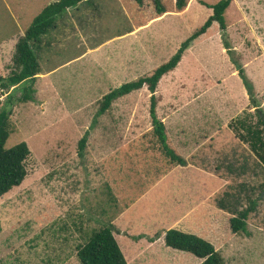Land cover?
<instances>
[{
    "label": "rangeland",
    "instance_id": "1",
    "mask_svg": "<svg viewBox=\"0 0 264 264\" xmlns=\"http://www.w3.org/2000/svg\"><path fill=\"white\" fill-rule=\"evenodd\" d=\"M56 1L0 0V77L12 69L16 42L8 39L23 35L32 19ZM218 1L188 0L178 11L175 0H162L167 13L159 18L151 0H142L141 5L135 0L82 3L61 17L55 36L48 34L43 50L36 51L42 73L55 71L50 81L35 82V89L41 87L35 100L18 101L23 85L0 88V110L10 108L12 113L5 148L25 142L30 151L24 181L0 197V264H80L77 249L93 231L114 221L118 228L121 214L131 204L127 230L149 233L139 231L138 219L141 216L144 223L152 219L161 189L155 184L168 174L175 179L192 177L193 167L200 170V179L207 180L200 188L214 193L209 200L213 206L225 191L233 195L232 206H245L247 198L258 201L247 223L249 236L231 233L232 215L219 209L215 216L194 213L188 218L194 231L185 233L212 244L223 264H264V168L228 127L231 120L255 108L224 48L227 43L232 58L244 69L264 113V0H232L225 12L226 31L213 23L158 83L157 116L170 147L190 161L184 168L170 165L157 148L146 88L118 99L96 116L105 94L165 63L212 14L202 3ZM146 23L147 29L141 30ZM130 32L152 55L143 72L124 66L130 47L134 52L138 46L134 37H126ZM104 42L110 43L99 48ZM86 133L87 144L80 153L78 142ZM145 208L151 216H142ZM168 225L153 226L157 232L151 230L150 238H160L155 247L148 250L137 244L144 253L136 262L131 259L136 251L133 237L115 231L126 262L197 264L200 259L193 255L165 247L162 233Z\"/></svg>",
    "mask_w": 264,
    "mask_h": 264
},
{
    "label": "trees",
    "instance_id": "2",
    "mask_svg": "<svg viewBox=\"0 0 264 264\" xmlns=\"http://www.w3.org/2000/svg\"><path fill=\"white\" fill-rule=\"evenodd\" d=\"M86 1L89 0H57L44 7L33 18L23 36L17 40L12 57V69L7 77H0V88L9 90L12 87L23 85L22 94L18 101L20 103L34 101V84L37 75L40 74L36 51H38L42 43V37L56 27L57 19L67 10L75 8ZM135 1L138 5L142 4V0ZM151 2L158 16L167 12L162 0H151ZM187 2L188 0H175L176 9L178 11L183 10ZM231 2L232 0H219L213 5L202 3V5L212 11L206 21L180 44L176 52L165 63L154 69L150 75L123 83L105 94L99 103L96 116L99 117L105 114L118 99L146 88L150 94L149 117L152 127L151 134L158 144L157 148L170 165L185 167L187 161L169 146L165 126L157 116L156 88L164 76L177 68L190 44L206 34L213 23L218 24L220 31H226L225 12ZM224 48L227 50L242 81L251 107L255 108L254 112H244L241 116L231 120L228 127L239 141L247 146L250 153L264 168V113L256 104L253 86L247 79L244 69L232 58V51H230L227 43L224 44ZM10 104H12L11 101ZM11 114L10 108L0 110V197L22 184L27 175L25 164L30 154L25 142H21L11 149L5 148V143L11 133ZM87 136L88 134L86 133L78 142L80 153L86 147ZM262 188L264 192V184ZM223 194L224 198L217 200L215 206L217 209L232 215L229 219L231 233H242L249 236L247 223L255 211L258 198H247L245 206L237 207L232 206L233 204L229 202L230 197L233 199L230 191H225ZM158 237L157 235L155 238H148V240L154 242ZM140 238L142 236L133 237L134 240H139ZM163 239L165 247L189 253L202 260L200 264H223L220 253L212 244L199 236L170 229L164 233ZM76 258L80 264H126L123 253L114 237V227L111 223L97 231H93L87 241L77 249Z\"/></svg>",
    "mask_w": 264,
    "mask_h": 264
},
{
    "label": "crops",
    "instance_id": "3",
    "mask_svg": "<svg viewBox=\"0 0 264 264\" xmlns=\"http://www.w3.org/2000/svg\"><path fill=\"white\" fill-rule=\"evenodd\" d=\"M89 1H86V2H89ZM83 3H85V2H83ZM81 4H79L78 6H80ZM69 10H67L62 16H60L57 19L56 23L61 19V17H63L65 14H67V12H69ZM165 14H163V15H165ZM163 15L158 16V18L162 17ZM151 21L152 20H150V22ZM147 25L148 24L146 23V25L142 26L144 28L141 30H146L147 27L149 26V25L148 26ZM55 31H56V27L53 30H51L50 32H48L44 38H42V43L39 46L38 52L43 50L44 46L46 45L45 40H46L48 34L55 36V34H54ZM134 33L135 32H130V33L126 34V37L131 39V40L134 37L133 41H135V43L138 46L134 47L135 48L134 52L131 51L132 47H130L129 62L124 63V66L131 68L134 71V73H136L137 71L143 72L144 67H145L144 65H146V62L151 63L152 55L149 51H147V47L145 45L144 46L142 45L141 41L139 40L137 35H134ZM21 36H23V35H21L20 33L19 34L15 33L11 36V38H14V39L11 40V38H9L8 40L9 41L14 40L17 43V40ZM136 39H138V41ZM146 41H148L147 38L144 39V42H146ZM16 43H15V45H16ZM108 43H110V42H104V43L100 44L99 48H101V47L104 48L103 46H105V44H108ZM97 48H98V46L96 48L89 49L88 51H91V50L93 51ZM151 48H152V45H150V50H151ZM80 57H83V55ZM38 62L41 63L39 58H38ZM142 62H144L143 65H142ZM39 66H40V64H39ZM44 70H45V72L42 73V70L40 67V74L37 75L36 82L38 80H40V82L41 81L45 82V81L51 80V77H52L51 75H53L52 73L55 71V69L54 70L44 69ZM134 80H136V79H134ZM131 81H133V80H131ZM124 83H126V82H124ZM122 84H120V85H122ZM46 86H51V85H42V87H46ZM34 89H35V87H34ZM40 89H41L40 85H38V87L36 86L35 94H36V90H38L37 93H40ZM34 100H35V95H34ZM166 135H167V133H166ZM167 141H168V137H167ZM179 156H181V155H179ZM189 162H187V163H189ZM176 167L177 168H184V167H180V166H176ZM191 167H193V166H191ZM193 168L195 171H191L192 177H189L186 179L185 178L184 179H175V178H172L168 174L166 177L160 178L158 180V183L155 184L156 186L161 187V189L158 190L159 191L158 192L159 193V199L157 202L158 204L156 205V208L152 209L153 210L152 216L150 215V212H151L150 209L145 208L143 210L142 216L150 215L152 217V219H147L148 221L145 220L146 221L145 223H147V224H145L143 221L144 219H142L140 216L138 219V222L140 223L139 229H142V230H139V231H148L150 233L151 230L155 229V233H156L157 227L154 228L153 226L158 225L161 222L163 224H165V223L169 224L168 226L172 227L171 229H173V227H177V229H179V231H181V232H184V233L189 232L190 233V232L194 231L193 230L194 228L192 227L191 222H190V220H188V218L191 217L194 213H196V212H199V213L200 212H202V213L213 212V215L215 216V214L218 212V209L209 202L210 198L212 197V195L214 193L211 194L209 188L204 189L205 186H204V188H200V187H203V185H207V182H206L207 180L200 179V176H199L200 170L196 167H193ZM208 186H210V184H208ZM173 187H175V189H176V187H178V189L175 190ZM132 205L133 204H131L130 207L126 208L125 212H123L121 214V217L118 220L119 221V227L118 228L114 225L115 221H114V224L113 223L112 224L114 226V237L115 238L117 237V233L115 232L117 230L120 232L121 236L127 237V238H129V237L131 238V237H135V236H142V238H140L139 240L131 239L134 243V244H132V243L131 244L136 249V251L131 256V259H134V261L136 262L138 259H140L143 256V253H144V252H142V250L138 251V249H137L138 245L137 244H144L145 248H148V250H149V249L155 247L156 242H158L160 238H158L154 242H150L148 240V238H150L152 236H150L149 233L137 232V234H133L127 230L129 227V225L127 224V222L129 221V220H127V216H128L127 214L129 212V209L130 210L132 209ZM124 220H126V221H124ZM142 225L144 226V228H141ZM169 227H166L165 231H167V229L170 230ZM178 227H180V228H178ZM125 228H126V230H125ZM145 229H148V230H145ZM126 234L129 236H126ZM162 235H164V232L162 233ZM162 238H163V236H162ZM163 242H164V239H163ZM174 251H176V250H174ZM201 262H202V260H200L197 264H200ZM126 264H128V262H126Z\"/></svg>",
    "mask_w": 264,
    "mask_h": 264
}]
</instances>
